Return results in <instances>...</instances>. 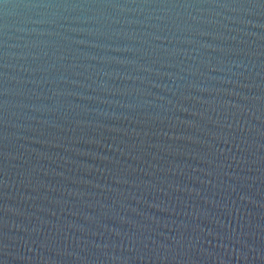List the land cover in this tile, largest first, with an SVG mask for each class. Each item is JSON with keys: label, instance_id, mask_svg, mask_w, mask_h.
I'll use <instances>...</instances> for the list:
<instances>
[{"label": "water", "instance_id": "water-1", "mask_svg": "<svg viewBox=\"0 0 264 264\" xmlns=\"http://www.w3.org/2000/svg\"><path fill=\"white\" fill-rule=\"evenodd\" d=\"M0 264H264V0H0Z\"/></svg>", "mask_w": 264, "mask_h": 264}]
</instances>
